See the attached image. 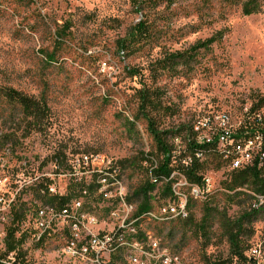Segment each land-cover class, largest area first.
<instances>
[{
	"label": "rangeland",
	"instance_id": "1",
	"mask_svg": "<svg viewBox=\"0 0 264 264\" xmlns=\"http://www.w3.org/2000/svg\"><path fill=\"white\" fill-rule=\"evenodd\" d=\"M245 1L0 0V85L46 107L33 120L17 104L0 99V200L13 201L0 223V250L11 226L24 239L17 262L78 264L62 254L69 239L64 226L38 240L31 220L40 205L59 208L63 196L80 203L78 215L97 221L96 226L84 222L89 232L83 230L82 237L116 234L102 264H243L229 242L238 232L234 224L242 220L238 240L244 256L264 264V210L245 219L260 209L258 195L250 186L227 190L234 171L214 147L200 163V186H207L208 198L194 201L182 188L186 219L161 215L172 199L169 187L152 186L149 178L150 168L160 162L149 118L166 132L171 168L188 184L190 167L183 164L196 144L197 120L222 114L235 126L248 115L264 120V8L244 17ZM140 23L147 38L119 50L121 42L139 40ZM219 32L221 42L191 53ZM175 53L195 57L162 71ZM142 89L158 90L162 111H141ZM80 156L116 172L120 186L103 187L108 198L100 195L96 175L71 176L70 161ZM131 216L134 230L122 234L123 221ZM252 250L258 254L252 256Z\"/></svg>",
	"mask_w": 264,
	"mask_h": 264
},
{
	"label": "built area",
	"instance_id": "2",
	"mask_svg": "<svg viewBox=\"0 0 264 264\" xmlns=\"http://www.w3.org/2000/svg\"><path fill=\"white\" fill-rule=\"evenodd\" d=\"M194 133L197 136L196 147L188 162L187 160L184 162L183 167L191 166L193 161L201 163L207 149L210 147H214V153H217L219 157H224V164L229 166L232 171L244 170L255 164L258 165L259 169L264 166V120L259 114L248 115L240 126L232 124L230 118L225 114L214 116L213 119H199L195 123ZM157 167L158 165H153L150 168V181L153 178H159L154 175ZM70 168L72 177L79 175L77 172H81L82 179H84V176L96 175V185L99 188V193L105 198L109 197L110 192H103V185H110V191L112 188L120 186L116 172L112 167L107 166L99 169L96 158L88 156L75 157L70 161ZM179 183H187V181L180 174L172 171L169 176V184H165L169 187L172 199L167 206L161 208V215H172L173 219L183 220L188 216L187 197L185 193L179 191ZM2 187L3 184L0 180V188ZM50 191L55 193L52 189ZM207 191L206 185L191 184L189 195H200L207 198ZM59 197L60 199H66L63 196ZM118 198L122 200L121 193L118 194ZM12 203L13 201H6V199L1 198L0 223L4 221V214L9 211ZM78 208H80L79 202L70 203L68 201L59 208L45 205L38 206L35 211L37 212L38 222H42L43 217H50V226H43V231H35V234L38 236V240H41L45 236L54 234L57 225L64 226L69 231V239L63 248L86 255L87 263L102 264L101 258L113 251L116 234L98 236L88 234L86 238L82 237L83 230L89 232L88 226H85L84 222H87L89 226H96L97 221L94 218L78 215ZM132 218L133 216L124 219L120 228L122 234L124 230H134V227H131ZM11 229H15V236L17 235L18 230L10 226L7 229L6 237H8ZM122 234L118 238V244L123 246ZM3 253L4 256L0 257V264H21L17 262L19 256L14 254V251H3ZM251 253L252 256L258 254L257 250H252ZM132 261L137 262L135 259Z\"/></svg>",
	"mask_w": 264,
	"mask_h": 264
},
{
	"label": "trees",
	"instance_id": "3",
	"mask_svg": "<svg viewBox=\"0 0 264 264\" xmlns=\"http://www.w3.org/2000/svg\"><path fill=\"white\" fill-rule=\"evenodd\" d=\"M20 3L21 1H34V0H14ZM239 1V0H238ZM264 8V0H246L241 4V14L244 17H250L252 15L260 14L263 11ZM68 28H65L64 31H61V34H58L61 38H65V31H67ZM137 35L139 37V40H135L130 43H126L125 41L121 42L119 44V50H126L131 44H137L141 41V39L147 38V29L146 25L143 23H140L136 27ZM224 38L223 32H219L215 34L212 38L209 40H206L205 42H199L197 43L192 49L191 53H196L200 50H209L213 45L221 42ZM195 56H188L175 53L168 56L166 62H164L163 66L160 68L162 71H165L167 68L170 70H174L179 64L177 61H184V63H187L188 61L192 60ZM47 61L49 63L54 62V55H48L46 57ZM132 77L136 76V73L131 74ZM140 99H141V111L145 113L149 112H160L162 111V105L156 100L160 97V93L158 90L155 92H151L147 89H142L139 91ZM6 99L9 103L17 104L22 110L23 113L26 115L27 118H31L33 120H36L38 116L43 115L45 113V104L41 102H36L32 98H29L22 93L17 92L16 90L8 87H2L0 85V99ZM264 104V100H263ZM260 107V106H258ZM149 111V112H147ZM164 111L167 112V109L165 108ZM149 132L151 136L154 139L157 153L160 157V162L158 163L157 169L154 171V175L159 178H154L151 181V185L154 186L158 184V182L162 183L164 181V184H169V176L173 171V168H171L172 164V151L166 144V137L164 135H167L166 132L160 133V131L157 129L156 123L149 118ZM195 144H191V152L195 150ZM221 159V158H220ZM222 161V160H221ZM203 164H200L197 161H193V164L189 166L187 172L188 179L192 182L194 185H200L202 183L203 177L199 175V172L203 168ZM167 177V180L164 179ZM264 166L262 168H258V165L255 164L249 168H246L244 170L234 171L231 174L230 181L226 184L227 190L229 191H235L237 189H241L244 186H250V189L252 190V193L254 195H258L257 198V205L259 210H254L253 213L247 214V218L250 219L251 217H254L255 215H258L260 211L264 210V203L263 205H260L259 198H264ZM154 182V183H153ZM157 182V183H155ZM188 184V183H187ZM191 188V184H188V189ZM169 191V189H167ZM189 192V191H188ZM209 195H207L208 198ZM205 196L202 200H205ZM66 199L62 198L60 199L61 206L66 203ZM136 218H132V220H135ZM243 222L239 221L237 224L235 223V227L238 228V232L235 234L230 235V245L234 251L233 257L237 259L238 263L243 264H255V261L249 260L247 262V258L244 256L245 249L242 248L240 242H239V235L242 231ZM16 230L11 229L9 230L8 237L5 238V247L6 251L8 252H20V247L24 243L23 238H16L15 236Z\"/></svg>",
	"mask_w": 264,
	"mask_h": 264
},
{
	"label": "bare ground",
	"instance_id": "4",
	"mask_svg": "<svg viewBox=\"0 0 264 264\" xmlns=\"http://www.w3.org/2000/svg\"><path fill=\"white\" fill-rule=\"evenodd\" d=\"M222 162L224 163V157H220ZM154 179V178H153ZM167 180V177L164 178ZM152 182V181H151ZM154 183V182H153ZM157 183V182H155ZM160 183V182H158ZM164 183V181L162 182ZM108 186V185H107ZM103 187H106V185H103ZM182 188H186L188 189V184L187 183H179V191H182L183 189ZM189 191H191V188L188 189ZM183 193V192H182ZM208 193V191H207ZM204 196H200V195H189V198L194 200V201H199V200H202ZM264 197V196H262ZM259 204L260 205H263L264 203V198H259ZM79 209V208H78ZM164 217H167L169 215H163ZM32 217V216H31ZM33 220V222L35 223V228L36 230L35 231H43V226H50V217H43L42 219V222H38V217H37V212L34 213L33 215V218L31 219ZM160 220V219H159ZM162 221L164 220H168V218H163L161 219ZM2 241V240H1ZM5 241V240H4ZM1 242V245H2V250L0 251H6V247L4 245L5 242ZM125 240H123V237H122V242H124ZM132 246V245H131ZM14 254H16V252H14ZM62 254L63 256H66L67 258H69L70 260H72L74 263H78V264H87V261H86V255H83L81 253H76L75 251H71L67 248H63L62 249Z\"/></svg>",
	"mask_w": 264,
	"mask_h": 264
}]
</instances>
